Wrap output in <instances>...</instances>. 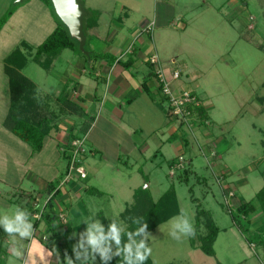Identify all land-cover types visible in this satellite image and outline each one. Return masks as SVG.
<instances>
[{"label":"rangeland","instance_id":"rangeland-1","mask_svg":"<svg viewBox=\"0 0 264 264\" xmlns=\"http://www.w3.org/2000/svg\"><path fill=\"white\" fill-rule=\"evenodd\" d=\"M80 2L84 9L94 10L91 7L98 5L104 7L98 11L95 9L94 14L97 15L92 16L99 25L101 22V27L94 32L100 36L107 33V45H110L111 38H116L108 56L118 50L122 54V61L129 60L132 46L136 43V39L130 35L131 29L137 25L140 30L141 23L153 21L155 25L152 31L143 32L141 36H152L159 63L179 73L180 77L170 83L172 93L179 95L181 86L184 91L191 92L198 101L197 108H202L205 117L200 118L193 110L185 116L187 120L181 122L169 112L168 101L163 99L161 110L164 115L168 111V116L166 114L159 120L158 113L156 117L147 114V121L155 129L149 130L141 118H126L129 124H138L136 135L131 137L106 119H99L88 141L83 144L81 165L86 171V178L80 179L78 184L82 195L79 202L83 212L87 211V216L80 214L78 218L86 216V219L94 217L100 220L104 216L108 220L119 221V214L131 204L136 188L148 185L146 188L153 200L173 188L180 213L185 212L194 225L198 208L211 214L219 229L213 246L215 256H207L191 246L192 239L197 244L199 235L204 234L203 226L196 229L194 238L180 242L171 238L172 218L149 232L151 236L147 243L152 248L150 259L153 264H264V227L252 230L248 223V230L242 234L233 221V217L241 219L237 211L240 202L252 200L259 208L255 194L264 185L263 0ZM9 3L0 0V20L7 16L8 10H12L7 17V25L0 30V60L16 48L24 51L28 61L21 74L36 85L38 96L51 102V109L58 111L56 98L64 90L67 98H72L69 95L76 82L73 64L77 58L84 57L76 49H65L49 70H43L31 55L61 24L52 2L13 0V5ZM125 13L129 18L124 16ZM94 29L86 31V52L89 51L90 32ZM4 32L10 36L7 40L2 39ZM20 41L31 47L32 51L23 48ZM259 44L263 45L262 49L258 48ZM92 66L93 59L86 61L84 69L88 80L95 77ZM135 67L139 69V63ZM3 69L4 62L0 61V215H12L17 207L30 208L32 202L23 194L34 195L35 191L38 192L36 182L41 175L52 179L56 186L60 182L63 184L67 161L61 154V148H66L67 154L70 148H67L65 141L46 137L43 152L32 153L27 144L4 130L1 123L10 98L8 78ZM154 69L157 72L158 68ZM95 79L98 85L92 103L93 116H99L97 109L104 96V84L101 77ZM74 101H78L76 97ZM149 103L146 102L148 106ZM67 116L64 112L59 114L58 120L69 125L64 126L62 131L65 135L61 137L66 142L71 134L84 139V133L79 128L82 118ZM165 120L166 124L163 125ZM71 122L75 123L74 126L69 124ZM173 129L176 134L172 132ZM179 156L184 163L183 168L171 171L169 160L177 163ZM186 168L192 171L188 173L187 182L179 181V174ZM73 179L79 178L71 176L65 182ZM67 186H62L61 190ZM27 201L30 206H26ZM262 217L263 214L260 222L264 224ZM241 220L243 225L247 224ZM33 228L34 239L20 241L28 257L15 260L8 251L11 238L0 227L4 264H21L25 258H28L27 264H32L33 259L36 264H44L42 252H51L54 248L57 253V242L53 241L48 246L42 241L44 233L41 227ZM71 234L73 240L67 242L68 249H72L77 242L79 232L72 231ZM53 256H56L55 253L46 257L48 264L57 263ZM72 259L78 262L74 255ZM93 264H99L97 259Z\"/></svg>","mask_w":264,"mask_h":264},{"label":"trees","instance_id":"trees-1","mask_svg":"<svg viewBox=\"0 0 264 264\" xmlns=\"http://www.w3.org/2000/svg\"><path fill=\"white\" fill-rule=\"evenodd\" d=\"M45 3H51V0H42ZM52 4V3H51ZM262 8H264V0L262 2ZM86 14L83 17V33L86 37V31L96 27L97 19H93L97 14L95 10L92 9H84ZM12 10H8L6 13L7 16H4L0 20V28L6 22L7 17L10 16ZM264 14V9H263ZM21 46L25 49H29L32 51L31 47L27 46L25 43H21ZM79 44L76 40L72 39L69 35V32L66 26L61 22L59 26H57L52 33L41 43L39 44L32 56L33 61L39 65L43 70H49L52 66L53 61L61 54V52L65 49H76L85 59V61H92V59H109L114 60V58H110V56L102 55V54H94V52L87 51V56L81 53L79 50ZM86 44L84 46V50H86ZM258 48L262 49L263 45L259 44ZM28 58L24 51L19 48L14 49L5 59H4V73L8 78V89H9V98L10 105L6 112V115L2 121V127L5 131L13 134L16 138H18L23 143L27 144L32 153L40 152L43 148V143L46 137L49 136L52 129L56 127V121L58 119V115L62 112L73 113L81 118H85L80 124V131L86 134L88 129L90 128L93 117L85 113L76 103L67 98V93L65 90L60 94L58 98H56V105L59 107V110L56 111L51 109V102L41 99L38 96L36 85L28 79L26 76L21 74V70L27 64ZM130 61H122L121 65L124 68L129 67ZM151 64V63H150ZM143 89H145V82L142 83ZM158 86V90H159ZM160 91V90H159ZM65 95V96H63ZM63 98H60V97ZM165 99V98H164ZM197 115L201 117H205L202 112V108H194ZM198 116V117H199ZM74 135H70V139L68 142V147L70 148V142L75 139ZM67 147V148H68ZM63 158L66 159L68 163V158L70 154H67V151L63 152ZM175 160H172L170 163V167L175 164ZM191 170L189 168L184 169L178 176L179 181L187 182L188 173ZM192 172V171H191ZM56 185L53 182L48 184V189H55ZM191 191V190H190ZM58 194V190L49 197L44 206V211L40 220H34V226H36L39 222L43 221L46 225L45 235L47 236L45 243L48 246H51L50 243L57 242L56 249L59 254V260L64 264L65 253H67L68 257L72 258L74 255L72 249L66 248L67 242L72 239V234L69 226L66 223H60L59 216L57 213L52 211L51 199L54 195ZM26 194H23V196ZM28 196V194L26 195ZM31 194H29V198H31ZM133 199L131 204L125 207L123 212L119 214V222H122L126 225L127 231H134L138 224H134L132 222L133 218H141L142 222L147 224V231H154L159 225L169 221L170 219L178 216L180 214V210L178 207L177 196L175 190L173 188H169L166 190L157 200H153L150 195L148 188L139 187L133 191ZM255 199L259 203V208L263 214L264 219V185L262 188L255 194ZM28 200V199H27ZM34 199H29L27 201L26 206H30L27 208L28 212L33 208ZM256 210V206L250 202H240L237 206L238 214L241 219L246 221V225L242 224V220L237 217H233V221L238 226L239 230L242 234H244L248 230V223L250 215ZM30 213V212H29ZM118 220V219H117ZM101 223L104 225L105 230H107V225L110 222L104 216L100 217ZM195 228L200 229L202 226L205 229L203 235H199L198 243L195 244L194 240H191V246L200 249L205 255L214 257L215 252L213 249L214 243L216 241L217 235L219 233V229L214 223L211 214L209 211L198 208L195 214ZM264 224L259 228H263ZM257 228L256 230H259ZM139 239V238H137ZM127 241V237H122V242ZM112 251H115V246H112ZM2 248L0 246V264H4L3 257L1 256ZM96 259L99 264H123L122 257H113L112 259L101 262L99 255H96ZM74 264H79L78 262H74ZM144 264H153L150 257L144 262Z\"/></svg>","mask_w":264,"mask_h":264},{"label":"crops","instance_id":"crops-1","mask_svg":"<svg viewBox=\"0 0 264 264\" xmlns=\"http://www.w3.org/2000/svg\"><path fill=\"white\" fill-rule=\"evenodd\" d=\"M145 1H149V0H145ZM1 2H10L9 4L13 5L12 3L13 0H7V1L1 0ZM91 8H93L94 10L96 9L98 11V10H102L104 7H102L101 5H98V6H92ZM124 16L126 18H129L128 14L126 13L124 14ZM118 19L120 20V18ZM8 21L9 19L6 20V22L3 24V27L7 25ZM145 24L146 22L141 23V29L142 27L145 26ZM3 27L0 30H2ZM100 27H101V22H100V25L97 23L96 27H94L95 29L93 31L91 30L90 32L91 41L88 46L89 51L94 52V54H102V55L108 56V52L110 51V48L114 47L112 45L116 38L114 39L111 38L112 40H111L110 45H107L105 40L108 37V34L106 33L105 36H100L99 34L94 32L98 30ZM140 30L138 29V26L135 25L130 31V35H133V38L136 39L135 40L136 43H134L132 46V51L130 53V58H129V61H130L129 67L127 68L122 67L121 65L122 54L121 52L119 53L118 50L113 52L114 55H109L110 58L111 57L114 58L113 61L112 59H109V58L93 60L92 67L94 69L93 71L94 76L97 78L101 77V80L104 84V89H103L104 96L103 98H101L99 102L100 105L97 109L98 110L97 113H99V116H96V114L93 116L94 106L92 104L94 101L93 98L96 97V88H97L98 83L96 84L95 82L96 79L94 76H93L94 78L93 79L90 78V80H88V78H85L86 71L84 68H85L86 61L84 59L77 58L75 63L73 64V67H75L76 69L75 73H73L75 75L74 79L76 80V82L71 87L72 93L69 96H71L72 98H68V99L76 103L78 107H80L85 113L91 112L90 115L93 117V121H92L90 128L88 129L86 134H84V144L85 142L88 141V137H90L91 131L95 129L96 124L101 118L106 119L107 121L112 123L114 127H117V129L120 130L122 133H126L127 135L131 137V136L136 135V132L138 130L136 129L137 128L136 125L138 124L136 125L129 124V122L126 121V118L130 120H136L137 118L139 119L141 118L144 120L143 121L144 125H146V127H148V129L151 130V129H155V127L150 126L149 122L147 121V118H148L147 114L153 115L154 117H156L158 113L159 115L157 116H159V120H161V117L166 116V114L167 116L169 115L168 111L164 115V112L162 113V110H161L162 107L160 106V104L163 103L162 101L164 97L160 94L158 90L157 72L155 71L154 68L157 67L158 68L156 69L157 71L162 70L165 75V78L169 81V83L176 81L172 78V73L175 70L174 69L171 70V68H169V66L167 65H163L162 63L160 64L159 61L157 64H150L149 57L153 54H156V52H154L155 46L152 40V36H146L145 38H143L141 36L142 33ZM8 38H10V36L6 32H4L2 39L7 40ZM86 40H87V37H86ZM86 40H85V44L87 43ZM22 42L23 41H20V43ZM130 44H132V42ZM9 54L10 53H8L0 61L4 62V59ZM137 63H139L140 68L136 70V67L133 68V66ZM143 82H145V89H143L142 87ZM181 89L184 90V87L181 86L180 90ZM75 97L78 100L77 102L74 101ZM147 101L151 102L149 103V106L151 107H149L148 104H146ZM7 110H5L4 115L7 112ZM64 115L66 116L68 115L70 117L75 114L73 113L69 114L64 111ZM124 117L125 119H123ZM58 119H60L59 115H58ZM58 119L56 121L57 128L52 129V131L50 132L47 138L54 137L59 142L65 141V144L68 147L69 140L68 142H66V139L62 138L61 136L65 135L64 132L62 131L65 129L64 126H69V125L65 123V121L63 120L59 121ZM84 119L85 118L83 117L82 120ZM69 124H73L74 126L75 123L71 122ZM165 124H166V120L163 125ZM168 126H170V123ZM173 126L174 125H172V128H174ZM172 128H170V130H172ZM172 132H174V129ZM174 134L176 133L174 132ZM44 148H45V144H43V148L41 149L40 152H38V154L42 153L43 152L42 150ZM64 151H66V148H61L62 155ZM169 161L171 162L172 160H169ZM65 168L67 169V164ZM79 181L80 179H73V181L64 182L63 185L61 186L58 185L56 186L55 189L49 190L48 184L53 182L52 179H47L46 177H43L41 175L36 182V187L38 189V192L33 191L34 195H32L31 198L28 197L29 193H26V195L28 194V196L25 195V197H28V199H31V200L34 199L33 208L35 205L36 207L40 208L42 205L46 203L49 197L52 196L55 190H58V194L54 195L51 199L52 211L54 213H57L58 216L59 215L65 216L67 225L70 224L69 225L70 229L73 232L81 233L85 230V227H86L83 221L86 219L87 211L86 213L83 212L84 209L82 210L83 207L80 205V202H79V199L82 197V195H80L79 193L81 189L80 184H78ZM65 184L68 185L67 188L61 190L62 186L63 187L66 186ZM33 210L31 209L29 211L31 214L30 220L32 224H34V220L32 219ZM80 214H83L86 216L84 218H78L80 217ZM67 215L68 216L70 215V217H67ZM261 216H262V212L260 208H256V210L250 215L249 223H250V227L252 230L257 229L263 224L262 222H260ZM34 227L36 228L41 227L42 232L44 233L43 236L45 235L46 225L43 221L39 222ZM42 241L44 240L42 239ZM10 247L11 245L9 246V248ZM27 253L28 252L26 251L25 254L27 255ZM24 257H28V255ZM53 257L56 259V256H53ZM27 259L28 258H25L21 264H25V262L27 264Z\"/></svg>","mask_w":264,"mask_h":264},{"label":"clouds","instance_id":"clouds-1","mask_svg":"<svg viewBox=\"0 0 264 264\" xmlns=\"http://www.w3.org/2000/svg\"><path fill=\"white\" fill-rule=\"evenodd\" d=\"M30 215L27 210L19 207L15 208L12 215H0V227L11 238L9 252L15 260H23L25 255L20 241L34 239ZM132 222L139 225L134 231H127L126 225L116 219L110 220L105 230L99 219L94 217L85 219L83 221L86 225L85 230L79 233V238L72 248L75 261L79 264H93L98 254L101 262H106L113 257H122L123 264H144L152 254V248L147 243L151 235L147 231V224L142 222L141 218H133ZM169 235L178 242L194 238L196 235L194 221L182 211L173 218ZM124 236L127 237L126 242H122ZM53 253L56 255L57 264H60L59 254L54 248L51 252L41 253L44 264H48L46 257ZM32 264H36L35 259L32 260ZM64 264H74V260L68 257L67 253H65Z\"/></svg>","mask_w":264,"mask_h":264},{"label":"built area","instance_id":"built-area-1","mask_svg":"<svg viewBox=\"0 0 264 264\" xmlns=\"http://www.w3.org/2000/svg\"><path fill=\"white\" fill-rule=\"evenodd\" d=\"M154 25L155 23L153 21L147 23L144 27H142L141 33L152 31ZM149 61L151 64H157L158 63L157 56L155 54L151 55L149 57ZM178 77H179L178 72L175 71L172 73L173 79H177ZM157 83L158 86L160 87L159 88L160 94L168 101L169 112L173 116H176L177 118L181 119V122L182 121L185 122L187 120V118L185 119V116L190 114L191 111L194 110V108L198 107V101L196 100V98L192 95L191 92H187L184 90L180 91L179 95H174L172 93L170 83L165 78V75L162 70L157 71ZM83 144H84V139L78 137L73 139L70 143V153H69L70 156L68 158L65 181H67L71 176H74L79 179L86 178V171L84 167L81 165V158L84 154ZM183 165L184 163L182 161V158L179 156V160L171 167V171L172 169H182ZM61 183L62 182H60L59 184L60 186L63 185ZM228 196L231 197L232 194L229 193ZM44 206L45 204L42 205L40 208L36 207V205L34 206V210L32 212L33 220H40L42 213L44 211ZM59 219H60V223H66L65 216L59 215ZM42 239L45 241L46 236L44 235Z\"/></svg>","mask_w":264,"mask_h":264},{"label":"water","instance_id":"water-1","mask_svg":"<svg viewBox=\"0 0 264 264\" xmlns=\"http://www.w3.org/2000/svg\"><path fill=\"white\" fill-rule=\"evenodd\" d=\"M22 0H15L21 2ZM55 13L66 26L69 35L79 44V50L88 55L84 50L86 37L83 33V17L86 14L80 0H51Z\"/></svg>","mask_w":264,"mask_h":264}]
</instances>
